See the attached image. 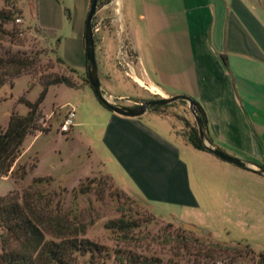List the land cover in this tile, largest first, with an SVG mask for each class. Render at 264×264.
Returning a JSON list of instances; mask_svg holds the SVG:
<instances>
[{
  "label": "rangeland",
  "instance_id": "obj_1",
  "mask_svg": "<svg viewBox=\"0 0 264 264\" xmlns=\"http://www.w3.org/2000/svg\"><path fill=\"white\" fill-rule=\"evenodd\" d=\"M248 1L257 5L258 13L264 21V0ZM61 3L64 6L70 5V0H61ZM30 4L34 7L32 11L26 5V0H0V10H16L22 13L15 17L14 22L5 24V29L12 31L15 27L24 31L18 38L5 37L0 40V56L5 57L16 52L37 53L40 55L41 71L68 76L81 87L70 88L64 84L49 87L40 106L39 131L26 138L21 155L14 165L25 166L27 174L19 182H15L10 174L1 177L0 197L14 193L21 199L23 193L32 187V192L41 195L36 209L46 222V240L55 239L53 226L49 222L52 224L53 221H59L64 227L77 228L79 231L84 229L83 237L103 245L109 252V258L95 259L92 263L88 255L77 256L72 264H114V252L117 250L124 254L155 258L161 264H255L252 256L236 259L231 255L214 259L201 258L200 263H196L194 256L187 254L182 248L183 242L173 237H191L183 228L189 226L203 233L193 235L201 242L209 243L206 239L208 237L222 246H247L256 255L264 253V186L254 183L250 196L244 190L240 202L223 210L206 204L210 206L209 209L201 205V209L191 211L143 201L140 198L141 192L131 186L133 183H129L127 177L111 161L109 151L102 142L106 119L112 112L102 106L93 90L85 85L84 70L77 66L75 60H67L69 47L76 36L69 15L71 11H63V25L57 30L59 42L56 46L55 39L38 33L35 0H30ZM109 6L115 11L105 9L104 5L97 9L92 22L93 28L100 23L97 26L98 31L94 32L99 83L105 94L129 98L118 101L109 98L111 102L118 106L135 108L158 99V96L149 95L129 76L132 74L130 66L135 76L141 79L136 66L130 63L133 52L124 30V12H118L120 4L115 0H110ZM121 47L125 57L122 56ZM57 56L66 61L67 66L70 64L68 61L71 62V68L77 74L58 65ZM41 90L38 75H23L14 79L12 85L7 83L1 87L0 132L7 128L13 112L20 116L27 114L28 108L19 102L20 99L33 103ZM71 107L75 108L74 126L68 133L63 134L60 126ZM160 111L165 116L148 110L141 117L155 124L179 147L181 156L189 167L196 165L200 170V177H211L212 173L210 175V172L202 169L203 164H200L201 156L207 152L195 150L183 136L187 131L184 121H188L191 126L195 125L188 104L176 102ZM170 125L174 126L176 134L169 132ZM108 174H111L112 182L107 180ZM37 178L50 180L34 184ZM80 186H89L88 192H79ZM207 186L205 191L199 192L195 189V192L206 195L210 201H216L218 187L209 182ZM241 186L249 185L242 183ZM120 219L133 223L135 227L124 234L107 228L109 222ZM3 233L0 228V253ZM189 245L194 247L190 242Z\"/></svg>",
  "mask_w": 264,
  "mask_h": 264
},
{
  "label": "crops",
  "instance_id": "obj_2",
  "mask_svg": "<svg viewBox=\"0 0 264 264\" xmlns=\"http://www.w3.org/2000/svg\"><path fill=\"white\" fill-rule=\"evenodd\" d=\"M90 1L70 0V5L64 6L61 0H35L37 27L57 31L63 25V11H71L76 36L67 60H75L82 70L86 64L84 27ZM116 2L120 4L119 12H124V30L133 52L130 63L141 74L137 79L144 86L133 82L158 98L179 94L193 98L206 114L209 134L217 148L264 167V21L257 5L248 0ZM26 5L33 10L30 0ZM109 5L105 9L115 11ZM71 62L69 67H73ZM151 87L159 91H150ZM106 95L115 101L129 99ZM173 127L170 125L169 132L175 133ZM102 142L111 161L147 204L158 202L191 211L201 209V205L209 209L211 205L223 210L240 202L244 190L250 196L254 183L264 186V176L211 153L201 156L202 169L212 173L203 179L196 165L189 167L185 162L179 147L142 117L110 113ZM107 176L113 180L111 174ZM207 182L218 187L216 201L195 192L205 191Z\"/></svg>",
  "mask_w": 264,
  "mask_h": 264
},
{
  "label": "trees",
  "instance_id": "obj_3",
  "mask_svg": "<svg viewBox=\"0 0 264 264\" xmlns=\"http://www.w3.org/2000/svg\"><path fill=\"white\" fill-rule=\"evenodd\" d=\"M109 2L110 0H98L97 9L107 5ZM17 15H22V13L16 10H0V40L5 37L15 39L23 35L24 31L17 30L15 27H13L12 31H8L4 27L5 24L14 22ZM37 31L44 36L55 39L56 46L58 45L59 40L56 30L37 27ZM40 63V55L37 53L16 52L7 54L5 57L0 56V89L7 83L12 85L14 79L23 75L32 77L38 75V83L42 88L35 102L31 103L25 99H20L19 102L28 108L27 114L20 116L13 112L7 128L0 132V178L7 177L9 174L15 182L22 181L25 178L27 174L26 167L23 165L14 167V165L21 155L26 138L39 131L40 106L46 97L49 87L60 84L70 88L81 87L68 76L41 71ZM56 63L65 66L71 73L77 74L75 69L67 66L58 56L56 57ZM87 67L88 63L86 61L84 81L85 85L90 87ZM194 101L195 112L202 124L206 140L211 146L217 148L209 134L206 114L202 106L196 100ZM180 103L185 104L183 101ZM171 105L154 106L149 109V112L165 116L160 110ZM184 122L187 131L183 136L187 142L195 150L209 153L200 139L196 124L191 126L188 121ZM49 180L37 178L34 180V184ZM107 180L112 182L109 176ZM31 189L25 191L21 199L14 193L0 197V228L4 232L1 236L0 264H72L77 256L86 255L89 256L91 263L95 259L109 258V252L106 247L83 237L84 229L79 231L77 228L64 227L59 221H53L54 224L49 222L53 226L55 239L46 240L45 230L47 229L44 225L46 222L42 220L43 218L36 209L37 201L40 200L39 197L41 195L32 192ZM88 190L89 186L85 188L79 187V192L81 193H87ZM133 227H135L133 223L121 219L111 221L107 225L109 230H116L121 234ZM183 228L189 232L191 237L186 238L184 235H176L173 238L183 242L182 248L187 254L194 256L196 263H200L201 258L214 259L223 255H231L232 258L236 259L252 256L251 259L255 264H264V253L256 255L247 246H222L204 235L201 236L206 237L209 243L201 242L193 235L203 234L202 232L196 231L189 226H184ZM189 242L194 244V247L190 246ZM114 261V264H161L158 259L143 258L131 253L124 254L121 250L114 252Z\"/></svg>",
  "mask_w": 264,
  "mask_h": 264
},
{
  "label": "water",
  "instance_id": "obj_4",
  "mask_svg": "<svg viewBox=\"0 0 264 264\" xmlns=\"http://www.w3.org/2000/svg\"><path fill=\"white\" fill-rule=\"evenodd\" d=\"M97 3L98 0H91L90 3V8L88 11V15L84 27V49H85V58L88 63L87 74H88L89 84L98 101L109 111L119 116L127 117V118L141 117L145 115L151 107L154 106H166L176 102L183 101L188 104L189 110L194 118L196 127L198 129L200 139L203 141L204 146L207 148L209 153H211L212 155H214L215 157L226 163H229L231 165H234L238 168L247 171H251L255 174L264 176L263 166L251 165L247 162L231 157L230 155L226 154L220 149L212 147L208 143V141L206 140V136L202 124L195 112V101L193 98L187 95L179 94L168 98H158L156 100L148 101L144 104H141L135 108H126V107L118 106L109 100V97L101 89L98 79L96 60H95L94 31H93L92 22L96 15Z\"/></svg>",
  "mask_w": 264,
  "mask_h": 264
},
{
  "label": "built area",
  "instance_id": "obj_5",
  "mask_svg": "<svg viewBox=\"0 0 264 264\" xmlns=\"http://www.w3.org/2000/svg\"><path fill=\"white\" fill-rule=\"evenodd\" d=\"M100 23L98 22L97 25H94L95 27L93 28V31L94 32H97L98 29H97V26L99 25ZM121 53H122V56L125 57V52L123 50V48L121 47ZM128 65V64H127ZM129 66V65H128ZM129 68L131 69L132 73L134 74V71H133V68L129 66ZM129 75V74H128ZM135 75V74H134ZM132 79V74L129 75ZM70 107V106H69ZM74 107H71L70 110L67 112V114L65 115L64 119H63V122L60 126V132L63 133V134H66L69 132L70 128H72L74 126V119H75V111H74ZM217 264H222V263H217Z\"/></svg>",
  "mask_w": 264,
  "mask_h": 264
},
{
  "label": "bare ground",
  "instance_id": "obj_6",
  "mask_svg": "<svg viewBox=\"0 0 264 264\" xmlns=\"http://www.w3.org/2000/svg\"><path fill=\"white\" fill-rule=\"evenodd\" d=\"M115 2H116V0H115ZM119 12V11H118ZM120 13V12H119ZM132 77H133V80L136 82V83H138L139 85H141V86H144L143 85V83H142V81H140L139 79H137V77L132 73ZM150 89V91H159V90H157L156 88H154V87H151V88H149Z\"/></svg>",
  "mask_w": 264,
  "mask_h": 264
}]
</instances>
